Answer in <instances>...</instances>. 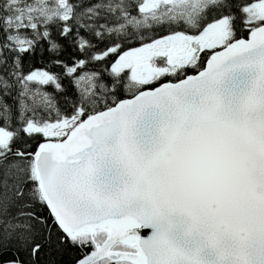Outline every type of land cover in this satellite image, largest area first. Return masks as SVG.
Instances as JSON below:
<instances>
[{
    "label": "snow or ice",
    "instance_id": "obj_1",
    "mask_svg": "<svg viewBox=\"0 0 264 264\" xmlns=\"http://www.w3.org/2000/svg\"><path fill=\"white\" fill-rule=\"evenodd\" d=\"M0 264H264V0H0Z\"/></svg>",
    "mask_w": 264,
    "mask_h": 264
}]
</instances>
